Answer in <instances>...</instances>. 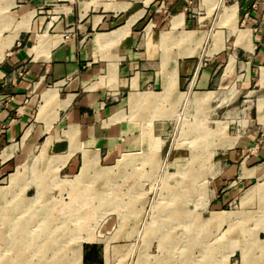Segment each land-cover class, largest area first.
Instances as JSON below:
<instances>
[{
	"label": "crops",
	"instance_id": "0c3cea01",
	"mask_svg": "<svg viewBox=\"0 0 264 264\" xmlns=\"http://www.w3.org/2000/svg\"><path fill=\"white\" fill-rule=\"evenodd\" d=\"M221 1L0 0V177L39 153L42 168L65 160L60 176L85 158L113 165L144 148L145 118L163 116L164 99L213 91L210 110L239 106L227 113L235 140L210 165L211 206L240 201L264 177V0ZM231 88L235 98L223 100ZM167 118L152 120L153 135L162 139ZM148 136V146L157 142ZM116 223L103 217L81 241L80 264H116Z\"/></svg>",
	"mask_w": 264,
	"mask_h": 264
},
{
	"label": "rangeland",
	"instance_id": "374dc122",
	"mask_svg": "<svg viewBox=\"0 0 264 264\" xmlns=\"http://www.w3.org/2000/svg\"><path fill=\"white\" fill-rule=\"evenodd\" d=\"M210 1L211 8L221 4ZM216 96L213 91L191 95L184 91L170 106L165 105L169 98L164 99L159 105L163 116L145 118L140 135L144 148L124 152L113 165L99 166L97 160L85 158L81 167L85 172L60 176L57 172L65 160L58 164L59 159L51 157L42 168L39 153L16 171L4 173L0 264H80L81 241L93 240L98 222L110 215L116 219V233L122 234V240L114 239L120 249L116 264H264V177L241 190L240 201L211 206L210 165L215 150L235 140L227 134V113L239 106L232 102L210 110L207 102ZM235 96L231 88L222 99ZM240 109L246 111L248 105ZM157 117H168L162 139L151 133ZM229 125L235 127V121ZM148 134L157 138L152 146L147 145ZM172 150L182 156L171 157ZM33 158L37 162L30 171ZM33 186L35 192L28 194ZM128 232L130 236L124 237ZM118 240L125 245L119 246ZM30 242L40 246L29 249Z\"/></svg>",
	"mask_w": 264,
	"mask_h": 264
},
{
	"label": "bare ground",
	"instance_id": "6f19581e",
	"mask_svg": "<svg viewBox=\"0 0 264 264\" xmlns=\"http://www.w3.org/2000/svg\"><path fill=\"white\" fill-rule=\"evenodd\" d=\"M219 1H221V0H219ZM221 2H222V1H221ZM229 15H230V14H229ZM146 98H147V99H150L151 96H150V95H149V96H146ZM202 99H203V98H202ZM198 100H199V99H198ZM198 100H197V101H198ZM200 100H201V99H200ZM144 131H145V130H144ZM146 132H147V131H146ZM139 142H140V141H139ZM44 151H45V149H44V147H42L41 153H43ZM133 154H134V153H133ZM133 154H132V155H133ZM135 154H136V153H135ZM126 156H127V155H126ZM126 156H125V157H126ZM125 157H124V158H125ZM130 157H131V156H130ZM126 158H127V157H126ZM36 162H37V158H33V159H31L30 163H31L32 165L29 167L30 171L33 170L32 168L35 167ZM86 164H87V163H85L84 167L86 166ZM49 165H50V164H49ZM85 168H86V167H85ZM85 170H86V169H85ZM85 170L83 171V169H82V170L80 171V173H81V172H85ZM17 173H18V172H17ZM18 176H19V175H18ZM20 176H21V175H20ZM13 177H14V176H13ZM18 178H20V177H18ZM75 178H76V177H75ZM77 178H78V176H77ZM15 179H16V178H15ZM74 180H75V179H74ZM10 181H11V180H10ZM40 181H41V180H40ZM12 182H13V181H12ZM17 183H18V182H17ZM17 183H16V184H17ZM74 183H75V182H74ZM40 184H41V183H40ZM72 184H73V183H72ZM14 185H15V184H14ZM186 188H187V187H186ZM183 189H184V188H183ZM183 189H182V190H183ZM187 195H188V194H187ZM87 196H88V195H87ZM82 197H83V196H82ZM84 197H85V196H84ZM84 197H83V198H84ZM78 198H79V196H78ZM86 198H87V197H86ZM91 198H93V197L91 196ZM87 200H88V199H87ZM85 202H86V201H85ZM1 207H2V206H1ZM71 207H72V206H71ZM1 209H2V208H1ZM169 209H170V208H169ZM4 211H5V210H4ZM23 211H24V210H23ZM19 212H20V211H19ZM5 213H6V212H5ZM16 213H17V212H16ZM171 213H172V212H171ZM1 215H3V214H1ZM15 216H16V215H15ZM5 217H6V216H5ZM11 220H12V219H11ZM14 222H17V221L14 220ZM34 222H35V221H34ZM17 225H19V223H18ZM20 225H21V224H20ZM20 225H19V227H20ZM21 226H22V225H21ZM14 228H15V227H14ZM16 228H17V227H16ZM18 230H19V232H22V230H20V229H18ZM29 231H30V230H29ZM16 232H17V231H16ZM145 232H146V231H145ZM22 233H23V232H22ZM23 234H24V233H23ZM28 235H29V234H28ZM55 244H56V243H55ZM33 245H34V246H35V245H39V246H40V242H38V243H34V244H32V243L30 242V244H29V249H30ZM12 246H13V244H12ZM54 246H55V245H54ZM0 247H1V246H0ZM26 247H27V246H26ZM37 247H38V246H37ZM41 247H42V246H41ZM55 247H56V246H55ZM51 249H52V248H51ZM34 250H35V247H34ZM53 250H56V248L53 249ZM25 251H26V250H25ZM28 251H29V250H28ZM39 251H41V250H39ZM46 251H47V250H46ZM21 253H22V252H21ZM33 253H34V252H33ZM46 253H47V252H46ZM17 256H18V255H17ZM19 257H20V255H19ZM15 259H16V258H15Z\"/></svg>",
	"mask_w": 264,
	"mask_h": 264
}]
</instances>
